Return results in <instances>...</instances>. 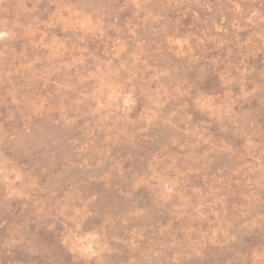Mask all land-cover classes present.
Listing matches in <instances>:
<instances>
[{
	"label": "rangeland",
	"instance_id": "rangeland-1",
	"mask_svg": "<svg viewBox=\"0 0 264 264\" xmlns=\"http://www.w3.org/2000/svg\"><path fill=\"white\" fill-rule=\"evenodd\" d=\"M0 264H264V0H0Z\"/></svg>",
	"mask_w": 264,
	"mask_h": 264
}]
</instances>
